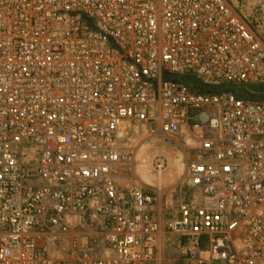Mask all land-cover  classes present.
<instances>
[{"label":"built area","instance_id":"built-area-1","mask_svg":"<svg viewBox=\"0 0 264 264\" xmlns=\"http://www.w3.org/2000/svg\"><path fill=\"white\" fill-rule=\"evenodd\" d=\"M263 84L234 0H0V264H264Z\"/></svg>","mask_w":264,"mask_h":264},{"label":"rangeland","instance_id":"rangeland-1","mask_svg":"<svg viewBox=\"0 0 264 264\" xmlns=\"http://www.w3.org/2000/svg\"><path fill=\"white\" fill-rule=\"evenodd\" d=\"M234 2L237 4L238 8L246 16V18L249 20V22L252 24V26H254L262 34V36H264V0H234ZM259 86H261V85H253V86H250L248 88L238 90L237 94L239 93V94L245 95L247 98H253V99L254 98H260L264 102V92H263V90L261 92H260V90H258ZM165 146L168 147L169 152L177 151V153L175 155H176L177 159L180 161V163H179L178 175L175 176L174 179L170 178V176H169V178L167 180H165V183L163 185L162 190H164L166 188H170L172 185L177 183L178 184L177 198H180L181 194H182V197L185 198L186 194L188 195L189 193L184 189V187H182L183 185H182L181 178H180V176L182 175V164H181L182 155L180 154V152L178 150H176L172 146H170V145L168 146L167 144ZM140 147L141 146L139 145V147L136 150H134V155H131L133 165L128 168V173H127L128 179H129L128 181H129V183H135V184L141 182L140 185H143L145 187L148 186L149 188H153V189H157L156 187H152V186L146 184L144 182V179L142 177H139L140 175H138V173L136 175V170H137L138 166L141 165V163L137 160V152H138ZM164 151H161V149H160L159 151L155 150L151 153L152 157H154L153 161H152L153 167H154V164L156 162V159H159V158H162V159L165 158L167 160L168 166L166 168L173 165V162L169 160V155ZM155 169H157V168H155ZM137 185H139V184H137ZM157 190H159V189H157ZM172 191H173V189H170V192H172ZM163 193H164L163 191L160 192L161 195H163ZM173 245H174L173 248H171V249L167 248L166 249V257L176 256V250L174 248L177 246V244L174 243ZM159 264H166L165 260L161 261Z\"/></svg>","mask_w":264,"mask_h":264},{"label":"bare ground","instance_id":"bare-ground-1","mask_svg":"<svg viewBox=\"0 0 264 264\" xmlns=\"http://www.w3.org/2000/svg\"><path fill=\"white\" fill-rule=\"evenodd\" d=\"M167 143L157 140L152 144L143 143L137 152V160L141 163L136 170V175H140L144 179V182L152 187H156L159 191H162L165 180L170 178H175L179 172V163L180 161L176 157L177 151L169 152L168 147H166ZM168 145V144H167ZM169 146V145H168ZM166 152L169 155V160L173 162V165L166 169H155L152 166L153 158L151 153L155 150H160ZM163 149V150H162ZM139 163V164H140ZM134 173V172H133ZM174 181V180H173ZM123 183L129 185V181L125 180ZM137 184H141L137 183ZM143 186V185H141ZM174 190V189H173Z\"/></svg>","mask_w":264,"mask_h":264},{"label":"trees","instance_id":"trees-1","mask_svg":"<svg viewBox=\"0 0 264 264\" xmlns=\"http://www.w3.org/2000/svg\"><path fill=\"white\" fill-rule=\"evenodd\" d=\"M258 90H260V92L263 90V92H264V84L263 85H261V86H259L258 87ZM238 95V97H241V98H247L245 95H242V94H237ZM255 100H259V101H262V99H260V98H254Z\"/></svg>","mask_w":264,"mask_h":264}]
</instances>
